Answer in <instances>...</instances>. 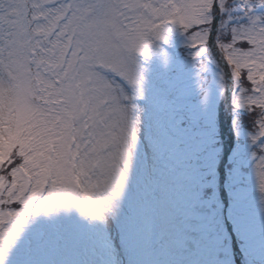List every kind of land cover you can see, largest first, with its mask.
I'll use <instances>...</instances> for the list:
<instances>
[{
	"label": "snow or ice",
	"instance_id": "snow-or-ice-1",
	"mask_svg": "<svg viewBox=\"0 0 264 264\" xmlns=\"http://www.w3.org/2000/svg\"><path fill=\"white\" fill-rule=\"evenodd\" d=\"M0 264H264V0H0Z\"/></svg>",
	"mask_w": 264,
	"mask_h": 264
}]
</instances>
